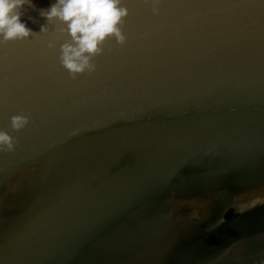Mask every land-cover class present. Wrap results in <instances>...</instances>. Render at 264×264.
<instances>
[{
    "label": "water",
    "instance_id": "obj_1",
    "mask_svg": "<svg viewBox=\"0 0 264 264\" xmlns=\"http://www.w3.org/2000/svg\"><path fill=\"white\" fill-rule=\"evenodd\" d=\"M52 3L0 41V264L264 261V0H121L75 80Z\"/></svg>",
    "mask_w": 264,
    "mask_h": 264
},
{
    "label": "clouds",
    "instance_id": "obj_2",
    "mask_svg": "<svg viewBox=\"0 0 264 264\" xmlns=\"http://www.w3.org/2000/svg\"><path fill=\"white\" fill-rule=\"evenodd\" d=\"M153 3V11L159 0H146ZM35 7L32 0H0V41L28 40L37 35L22 22L25 6ZM48 22L62 24L63 32L70 37L60 47V64L75 80L78 76L94 72V59L103 54L104 45L114 38L118 45H124L126 38L122 32L123 21L128 10L121 6V0H55L49 8L40 11ZM41 28V33L46 31ZM49 47H54L49 44ZM30 123L26 115H14L11 128L19 132ZM16 141L6 131H0V150H14ZM264 264V261H260Z\"/></svg>",
    "mask_w": 264,
    "mask_h": 264
},
{
    "label": "trees",
    "instance_id": "obj_3",
    "mask_svg": "<svg viewBox=\"0 0 264 264\" xmlns=\"http://www.w3.org/2000/svg\"><path fill=\"white\" fill-rule=\"evenodd\" d=\"M235 215L234 211L233 210H230L228 213H227V218H231Z\"/></svg>",
    "mask_w": 264,
    "mask_h": 264
}]
</instances>
